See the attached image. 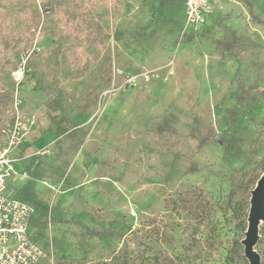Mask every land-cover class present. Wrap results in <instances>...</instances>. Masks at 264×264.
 Segmentation results:
<instances>
[{
  "label": "rangeland",
  "instance_id": "rangeland-1",
  "mask_svg": "<svg viewBox=\"0 0 264 264\" xmlns=\"http://www.w3.org/2000/svg\"><path fill=\"white\" fill-rule=\"evenodd\" d=\"M249 9L264 20V0H208L201 24L185 0H0V148L28 125L8 185L38 264H248L231 247L264 175Z\"/></svg>",
  "mask_w": 264,
  "mask_h": 264
},
{
  "label": "built area",
  "instance_id": "built-area-1",
  "mask_svg": "<svg viewBox=\"0 0 264 264\" xmlns=\"http://www.w3.org/2000/svg\"><path fill=\"white\" fill-rule=\"evenodd\" d=\"M208 0H185L189 22L201 24ZM148 78L147 75L144 76ZM28 125L16 120L6 129L5 146L0 148V264H38L44 249L29 231L32 205L9 191V182L16 173L10 152L22 144Z\"/></svg>",
  "mask_w": 264,
  "mask_h": 264
},
{
  "label": "water",
  "instance_id": "water-1",
  "mask_svg": "<svg viewBox=\"0 0 264 264\" xmlns=\"http://www.w3.org/2000/svg\"><path fill=\"white\" fill-rule=\"evenodd\" d=\"M260 220L264 221V175L258 178L254 188L251 190L247 227L245 236L241 240L243 254L248 260V264H259V256L254 250V245L258 237V224Z\"/></svg>",
  "mask_w": 264,
  "mask_h": 264
},
{
  "label": "trees",
  "instance_id": "trees-1",
  "mask_svg": "<svg viewBox=\"0 0 264 264\" xmlns=\"http://www.w3.org/2000/svg\"><path fill=\"white\" fill-rule=\"evenodd\" d=\"M249 4H250V2H248ZM249 11H250V9H249ZM250 13L252 14V10L250 11ZM253 15V14H252ZM253 18H254V20H256V21H258V22H260V23H262L263 25H264V20H262V19H260L259 17H257L256 15H253ZM232 37H234L233 35H232ZM237 39V38H236ZM230 40H232L231 39V37H230ZM246 41H243V40H241V44H243V43H245ZM248 90H250V88L248 89ZM247 90V91H248ZM237 117H238V112L236 111V113L233 111L232 113H231V115H230V119H231V122L232 123H234L235 121H236V119H237ZM161 128V127H160ZM211 140H208L206 143H209ZM258 178H259V176H257L255 179H253V187H251V188H254V185H255V183H256V181L258 180ZM231 250H232V252H233V254H237V257L239 258V259H244V256H242L241 255V252L243 251V246H242V244L239 242V240H236V241H234L233 242V244H232V247H231ZM231 253V252H230Z\"/></svg>",
  "mask_w": 264,
  "mask_h": 264
}]
</instances>
